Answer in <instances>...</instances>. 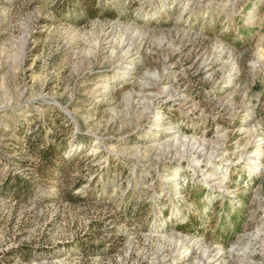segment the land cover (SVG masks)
<instances>
[{
  "label": "rangeland",
  "instance_id": "obj_1",
  "mask_svg": "<svg viewBox=\"0 0 264 264\" xmlns=\"http://www.w3.org/2000/svg\"><path fill=\"white\" fill-rule=\"evenodd\" d=\"M0 264H264V0H0Z\"/></svg>",
  "mask_w": 264,
  "mask_h": 264
},
{
  "label": "trees",
  "instance_id": "obj_2",
  "mask_svg": "<svg viewBox=\"0 0 264 264\" xmlns=\"http://www.w3.org/2000/svg\"><path fill=\"white\" fill-rule=\"evenodd\" d=\"M54 147L52 144H49L41 149H39L38 151V154L40 156V164H39V169L43 172L45 171H50L51 169H56L57 170V178H59V180L61 179H65V177L67 176L66 174V171H65V164L67 162H69V160H73L75 159V155H70L68 157H60L58 160H59V164H55L54 161H53V157L55 156L56 157V153H54L53 151ZM13 179H14V183H13V187L15 188L16 190V193L17 194H32V190L29 186V184L27 183V181L15 174L13 175ZM80 182L79 181H76V182H73L72 186H71V189L67 190V191H63L62 190V194L64 195L65 198H68L69 200H71V192L72 190H75L76 188L80 187ZM76 197V196H75ZM78 197H76L77 199Z\"/></svg>",
  "mask_w": 264,
  "mask_h": 264
},
{
  "label": "bare ground",
  "instance_id": "obj_3",
  "mask_svg": "<svg viewBox=\"0 0 264 264\" xmlns=\"http://www.w3.org/2000/svg\"><path fill=\"white\" fill-rule=\"evenodd\" d=\"M205 147V146H204ZM197 148V147H196ZM201 149H203L202 145H201ZM202 154V153H201Z\"/></svg>",
  "mask_w": 264,
  "mask_h": 264
}]
</instances>
